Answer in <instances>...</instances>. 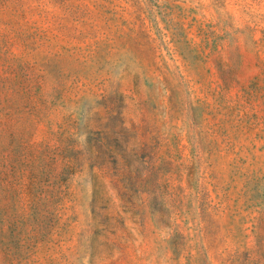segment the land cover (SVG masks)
<instances>
[{
	"label": "rangeland",
	"instance_id": "374dc122",
	"mask_svg": "<svg viewBox=\"0 0 264 264\" xmlns=\"http://www.w3.org/2000/svg\"><path fill=\"white\" fill-rule=\"evenodd\" d=\"M0 264H264V0H0Z\"/></svg>",
	"mask_w": 264,
	"mask_h": 264
}]
</instances>
